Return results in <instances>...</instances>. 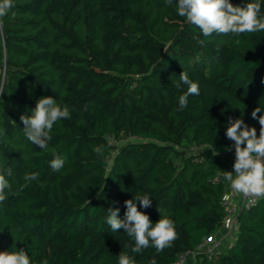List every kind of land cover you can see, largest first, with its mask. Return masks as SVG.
<instances>
[{"label":"trees","instance_id":"1","mask_svg":"<svg viewBox=\"0 0 264 264\" xmlns=\"http://www.w3.org/2000/svg\"><path fill=\"white\" fill-rule=\"evenodd\" d=\"M229 2H259L264 18V0ZM176 3L14 0L15 17L10 12L0 29V174L12 185L0 202V251L24 249L30 264H118L121 252L135 264H173L179 256L184 264H264V198L238 212L224 254H192L221 224L223 171L235 161L234 148L225 151L234 144L229 118H242L259 136L251 113L264 109V31L205 37ZM183 70L200 95L181 111ZM49 96L70 118L53 125L42 150L26 138L20 116ZM128 137L149 142L125 145L106 170L114 148L107 138ZM182 142L209 150L170 149ZM96 146H104L102 155ZM54 152L67 157L60 171L50 167ZM33 172L38 179L20 190ZM86 191L98 197L81 204ZM138 195L150 197L149 208H137L153 225L158 208L174 222L177 238L162 252L150 242L133 253L134 238L105 223L109 208L123 219L124 202Z\"/></svg>","mask_w":264,"mask_h":264},{"label":"clouds","instance_id":"2","mask_svg":"<svg viewBox=\"0 0 264 264\" xmlns=\"http://www.w3.org/2000/svg\"><path fill=\"white\" fill-rule=\"evenodd\" d=\"M173 0H166V4L171 5ZM14 0H0V29L4 26L3 18L15 17ZM261 5L259 2L248 3L244 7L234 6L229 0H177L176 9L181 17H186L187 21L197 26L203 36L208 37L213 33L235 34L239 36L243 33H255L264 31V18L259 17ZM239 43V40L236 41ZM202 44L203 41H200ZM180 80L187 85V91L179 97V110L183 111L188 107L189 96H199V85L193 82L187 72L180 73ZM180 87L179 84L176 85ZM86 110V109H85ZM264 109L255 108L251 116L258 120L260 124L259 136L255 127L248 126L242 118H229L226 128V137L234 141L231 146H226L225 151L235 150V161L233 171H223L224 179L230 182L231 188L245 195L264 197ZM70 118L67 106L61 108L56 100L49 97H41L32 115H21L20 120L24 127L26 138L42 150H46L49 141L53 139L50 134L53 125L61 119ZM93 151L102 155L104 146H96ZM216 152L213 155H217ZM54 158L49 162L54 171H60L66 162L67 157L53 153ZM11 175V169L7 170ZM235 174V175H234ZM38 172L25 174L23 177L25 184L20 186L23 190L28 182L37 180ZM12 185L0 174V202L6 200L5 190H11ZM137 202L147 209L151 206V199L147 195H138L135 199L126 200V211L124 218H119L118 208H109L105 218V223L110 226L113 233L123 229L129 237H133L135 244L131 248L133 253H139L142 249L150 246L154 247L157 253L162 252L166 247H170L177 238L174 222L168 218L167 214L158 208L160 219L153 225L149 216L138 211ZM0 264H30V258L24 249L16 251H0ZM41 264H48L43 260ZM118 264H135L133 258L121 252L118 256ZM151 264H156L153 259Z\"/></svg>","mask_w":264,"mask_h":264},{"label":"built area","instance_id":"3","mask_svg":"<svg viewBox=\"0 0 264 264\" xmlns=\"http://www.w3.org/2000/svg\"><path fill=\"white\" fill-rule=\"evenodd\" d=\"M264 197H256L253 195H245L234 191L229 185L223 192L220 202L223 207V216L221 224L226 229L237 227L236 215L241 210H246L253 207L260 199ZM221 246L220 239L204 238L199 245H197L192 254H201L207 260H212L217 254ZM173 264H184V257L179 258Z\"/></svg>","mask_w":264,"mask_h":264},{"label":"rangeland","instance_id":"4","mask_svg":"<svg viewBox=\"0 0 264 264\" xmlns=\"http://www.w3.org/2000/svg\"><path fill=\"white\" fill-rule=\"evenodd\" d=\"M107 141L109 144H111L114 148L113 150H111L109 157H108V164L106 165L105 169L108 170L113 159L115 158L116 154L119 153L120 151L123 150V147L125 145L131 144V143H139V144H145L149 141L146 140H140V139H135L132 137H128L125 139H120V140H114L112 138H107ZM172 147L170 148L171 150H174L175 152H185L187 154H199L202 150L204 151H208V147L206 146H190L184 142H182L180 145H176L173 144L171 145ZM174 160L177 163H180V158H174ZM98 190V188L95 190V192ZM92 191V190H91ZM95 192H89V194H87V191L85 192V194L83 196H81L80 200H81V204L88 202L90 199H96L98 197V194H96ZM83 202V203H82ZM237 232V227H232L231 229H226L224 228L222 225L218 226L209 236V238L211 239H220L221 240V246L218 250L217 253H225L228 249V247L231 245V243H233V241L235 240V235ZM190 259L193 261H195V257L191 256Z\"/></svg>","mask_w":264,"mask_h":264},{"label":"water","instance_id":"5","mask_svg":"<svg viewBox=\"0 0 264 264\" xmlns=\"http://www.w3.org/2000/svg\"><path fill=\"white\" fill-rule=\"evenodd\" d=\"M180 35L182 36V35H183V33L181 32V33H180Z\"/></svg>","mask_w":264,"mask_h":264},{"label":"crops","instance_id":"6","mask_svg":"<svg viewBox=\"0 0 264 264\" xmlns=\"http://www.w3.org/2000/svg\"><path fill=\"white\" fill-rule=\"evenodd\" d=\"M229 185H230V182H229ZM229 185H228V186H229Z\"/></svg>","mask_w":264,"mask_h":264}]
</instances>
